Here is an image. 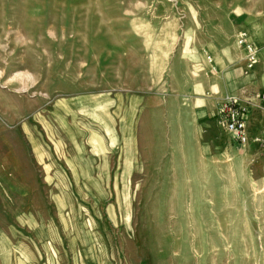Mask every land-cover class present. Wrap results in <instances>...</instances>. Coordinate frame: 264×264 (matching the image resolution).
I'll use <instances>...</instances> for the list:
<instances>
[{
    "label": "rangeland",
    "instance_id": "1",
    "mask_svg": "<svg viewBox=\"0 0 264 264\" xmlns=\"http://www.w3.org/2000/svg\"><path fill=\"white\" fill-rule=\"evenodd\" d=\"M242 31L264 0H0V264H264V77L215 63Z\"/></svg>",
    "mask_w": 264,
    "mask_h": 264
},
{
    "label": "built area",
    "instance_id": "2",
    "mask_svg": "<svg viewBox=\"0 0 264 264\" xmlns=\"http://www.w3.org/2000/svg\"><path fill=\"white\" fill-rule=\"evenodd\" d=\"M237 44L247 52L248 68L253 69L258 62V50L249 42L248 34L242 31L237 36ZM264 99V93L261 95ZM221 122L232 139L244 146L249 142L247 111L234 97H227L220 109Z\"/></svg>",
    "mask_w": 264,
    "mask_h": 264
},
{
    "label": "crops",
    "instance_id": "3",
    "mask_svg": "<svg viewBox=\"0 0 264 264\" xmlns=\"http://www.w3.org/2000/svg\"><path fill=\"white\" fill-rule=\"evenodd\" d=\"M256 49L258 50V62L254 65L253 69L248 68L247 52L245 50H244L245 52L242 53L243 57L241 58L244 62L241 63L239 66L232 67L231 63L227 64L226 58L222 57L220 54H218L215 57V63H216L217 69L218 71H220L222 75V80L224 82L225 89H227L228 92L232 91L229 88L232 84L238 87L240 86L238 84H240V82L242 81L236 79V77L232 79L231 74L226 73V71H249V72L255 71V72H252L251 75L254 73L257 77H262V76L264 77V75L262 74L264 71V48L261 51L257 47ZM246 79H250V78H246ZM248 88H251V87H248Z\"/></svg>",
    "mask_w": 264,
    "mask_h": 264
}]
</instances>
